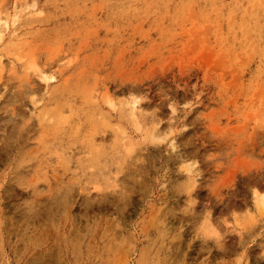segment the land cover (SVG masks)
<instances>
[{"label": "rangeland", "instance_id": "374dc122", "mask_svg": "<svg viewBox=\"0 0 264 264\" xmlns=\"http://www.w3.org/2000/svg\"><path fill=\"white\" fill-rule=\"evenodd\" d=\"M1 19L0 264H264V0Z\"/></svg>", "mask_w": 264, "mask_h": 264}, {"label": "bare ground", "instance_id": "6f19581e", "mask_svg": "<svg viewBox=\"0 0 264 264\" xmlns=\"http://www.w3.org/2000/svg\"><path fill=\"white\" fill-rule=\"evenodd\" d=\"M18 19H19V14H18V12L14 15V23H16L17 21H18ZM9 27H10V21L8 20V19H6V20H0V40H2V38H3V36H4V33H5V31L7 30V29H9ZM45 78H44V82H49V81H55L56 80V78L55 77H50V76H48L47 75V73L46 72H44L43 74H42ZM133 105H134V109L135 110H137L138 109V106H139V103H138V101L136 100V101H134L133 102ZM135 112V111H134ZM158 136V135H157ZM173 144V143H172ZM175 146V145H174ZM172 148H173V146H172ZM175 149V148H174ZM186 169V168H185ZM193 170V169H192ZM194 172V171H193ZM192 172V173H193Z\"/></svg>", "mask_w": 264, "mask_h": 264}]
</instances>
